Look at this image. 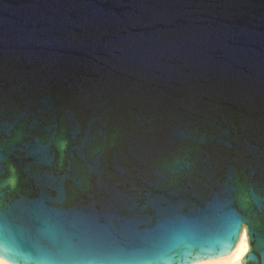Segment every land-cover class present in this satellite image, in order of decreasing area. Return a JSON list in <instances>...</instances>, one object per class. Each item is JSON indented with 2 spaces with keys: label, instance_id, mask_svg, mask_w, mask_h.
<instances>
[{
  "label": "water",
  "instance_id": "obj_1",
  "mask_svg": "<svg viewBox=\"0 0 264 264\" xmlns=\"http://www.w3.org/2000/svg\"><path fill=\"white\" fill-rule=\"evenodd\" d=\"M264 264V0H0V259Z\"/></svg>",
  "mask_w": 264,
  "mask_h": 264
},
{
  "label": "bare ground",
  "instance_id": "obj_2",
  "mask_svg": "<svg viewBox=\"0 0 264 264\" xmlns=\"http://www.w3.org/2000/svg\"><path fill=\"white\" fill-rule=\"evenodd\" d=\"M248 250L247 238H246V228L243 226V229L240 233L239 239L227 253H223L216 257H209L206 259H201L190 264H241V258L245 255ZM0 264H11L0 259Z\"/></svg>",
  "mask_w": 264,
  "mask_h": 264
}]
</instances>
